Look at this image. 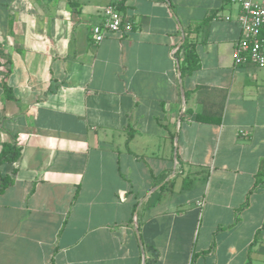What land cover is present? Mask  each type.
<instances>
[{
	"label": "crops",
	"instance_id": "obj_1",
	"mask_svg": "<svg viewBox=\"0 0 264 264\" xmlns=\"http://www.w3.org/2000/svg\"><path fill=\"white\" fill-rule=\"evenodd\" d=\"M110 3L133 30L95 43ZM239 15L0 0V149L21 147L0 164V264H264V68L235 63Z\"/></svg>",
	"mask_w": 264,
	"mask_h": 264
},
{
	"label": "built area",
	"instance_id": "obj_2",
	"mask_svg": "<svg viewBox=\"0 0 264 264\" xmlns=\"http://www.w3.org/2000/svg\"><path fill=\"white\" fill-rule=\"evenodd\" d=\"M240 7L239 23L242 36L235 45L234 60L237 65L253 63L264 68V42L260 37L264 28V2L255 0H234ZM133 21L124 16L113 3L108 4L102 21L92 26L95 43L118 33H130Z\"/></svg>",
	"mask_w": 264,
	"mask_h": 264
},
{
	"label": "trees",
	"instance_id": "obj_3",
	"mask_svg": "<svg viewBox=\"0 0 264 264\" xmlns=\"http://www.w3.org/2000/svg\"><path fill=\"white\" fill-rule=\"evenodd\" d=\"M264 28L261 30L260 37L264 42ZM185 50V55L183 58V64L189 72L193 71L198 67L197 59H195L193 48H191L190 44L185 41L184 45L182 46ZM9 95L10 89H6ZM21 155V147L17 143H4L0 149V164L4 162H14L16 161ZM0 193L4 192L5 189L11 184L12 179L8 175H1L0 174ZM194 260V259H193ZM247 264H250V260Z\"/></svg>",
	"mask_w": 264,
	"mask_h": 264
}]
</instances>
